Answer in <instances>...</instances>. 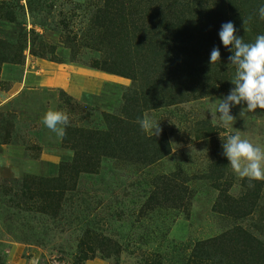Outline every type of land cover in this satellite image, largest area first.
Masks as SVG:
<instances>
[{
	"label": "rangeland",
	"instance_id": "rangeland-1",
	"mask_svg": "<svg viewBox=\"0 0 264 264\" xmlns=\"http://www.w3.org/2000/svg\"><path fill=\"white\" fill-rule=\"evenodd\" d=\"M108 1L103 12L105 0H0V264H264V180L239 178L222 154L234 134L264 147V109L232 106V126L209 111L234 87L221 25L254 42L264 0ZM117 4L122 32L128 9L204 22H153L158 54L137 63L129 33L110 36L103 20ZM116 40L125 46L107 60ZM213 47L220 61L210 64ZM101 60L125 62L134 77ZM134 98L140 120L162 129L151 143L161 153L100 155L92 171H72L71 131L104 129ZM49 109L68 116L62 140L42 123ZM204 241L208 260L195 257Z\"/></svg>",
	"mask_w": 264,
	"mask_h": 264
},
{
	"label": "trees",
	"instance_id": "trees-1",
	"mask_svg": "<svg viewBox=\"0 0 264 264\" xmlns=\"http://www.w3.org/2000/svg\"><path fill=\"white\" fill-rule=\"evenodd\" d=\"M109 3V5H108ZM113 2L111 3L107 0L103 3V8H111ZM114 13L112 17H108L107 19L103 18L104 22H110L113 31L110 33V36H117L118 34L122 36H126L124 33H129L130 35V43H129V52L128 56L131 58L137 56V63H144V59L151 60L152 55L158 54V32L159 26L156 27L153 22L156 23H167L165 26L175 25L178 23L186 25H192V23H203V19H195V16H191L190 13L186 14H172L169 15L167 13L156 12L153 16H149L146 14H140L138 12H134L131 14L130 9L126 10L127 17H129L127 21L128 30H123L122 19L125 15L123 12V7L118 5L114 8ZM110 13V12H109ZM131 15L133 17L131 18ZM155 19H159V21H155ZM120 21V22H119ZM215 29V28H213ZM125 45L120 40H116L114 44L111 45V48H115L112 51H109V55L107 60H112L113 55H117L122 52ZM143 59V60H142ZM121 60V59H120ZM123 61V60H121ZM101 69L109 71V72H117L122 73L130 77H134V72L132 68H130L125 62H121L120 64H115L119 66H115L114 64L108 63L106 60H101L97 63ZM135 92V91H132ZM137 98L132 99L127 105H125V114L123 118L110 117L108 116L105 119V128L101 130H84L80 129L76 131H71L73 134H78L74 140H71V148L73 150V156L71 159V163L69 164V168L73 170L92 171L98 162V157L100 155L112 156L116 158L121 157H132L140 159L146 155V153L150 150L151 143L153 142V137H148L141 129L139 120H140V109L137 106L136 102ZM146 101L147 98H144ZM126 102V100H125ZM150 140V141H149ZM163 143V142H161ZM160 143V144H161ZM162 148L158 146H154L149 153L153 155H157L161 153ZM134 155V156H132ZM211 241L201 242L199 243V255H195L197 259L208 260V258H213V254H209V249ZM253 243L250 245L252 246ZM217 248V246H216ZM252 252L250 251L247 256L250 257ZM216 259L218 255H216ZM237 261V264H250L248 263V258Z\"/></svg>",
	"mask_w": 264,
	"mask_h": 264
},
{
	"label": "clouds",
	"instance_id": "clouds-1",
	"mask_svg": "<svg viewBox=\"0 0 264 264\" xmlns=\"http://www.w3.org/2000/svg\"><path fill=\"white\" fill-rule=\"evenodd\" d=\"M259 18L264 20V6L258 10ZM236 28L229 21L221 25L218 33L220 41L232 53L228 57L229 64L236 68L230 82L234 85L228 95L209 109L212 119L218 120L224 126L233 125L235 117L230 114L232 106L246 104L242 111L252 112L259 108L264 109V35H258L254 42L245 43L243 38L235 34ZM220 50L213 47L210 52L209 63L220 61ZM219 113V115H217ZM42 123L60 140L66 135L68 116L58 110L49 109L42 117ZM141 129L150 136H159L162 132L158 121L145 116L139 120ZM223 155L233 172L241 179L248 181L264 180V147L252 143L239 134L229 135L222 144ZM249 187H254L249 183Z\"/></svg>",
	"mask_w": 264,
	"mask_h": 264
}]
</instances>
